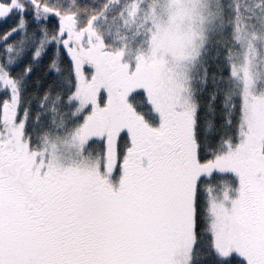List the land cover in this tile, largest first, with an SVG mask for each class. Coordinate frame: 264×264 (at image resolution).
<instances>
[{"label":"snow or ice","instance_id":"obj_1","mask_svg":"<svg viewBox=\"0 0 264 264\" xmlns=\"http://www.w3.org/2000/svg\"><path fill=\"white\" fill-rule=\"evenodd\" d=\"M0 264H264V0H0Z\"/></svg>","mask_w":264,"mask_h":264}]
</instances>
